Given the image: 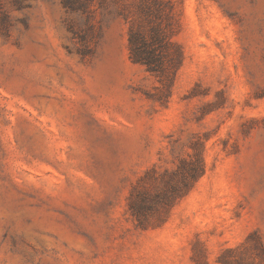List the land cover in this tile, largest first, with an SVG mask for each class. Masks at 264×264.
I'll use <instances>...</instances> for the list:
<instances>
[{"label": "rangeland", "instance_id": "rangeland-1", "mask_svg": "<svg viewBox=\"0 0 264 264\" xmlns=\"http://www.w3.org/2000/svg\"><path fill=\"white\" fill-rule=\"evenodd\" d=\"M140 2L0 0V264H264V0H172L169 96L130 57ZM200 149L138 226L133 187Z\"/></svg>", "mask_w": 264, "mask_h": 264}, {"label": "trees", "instance_id": "trees-1", "mask_svg": "<svg viewBox=\"0 0 264 264\" xmlns=\"http://www.w3.org/2000/svg\"><path fill=\"white\" fill-rule=\"evenodd\" d=\"M172 6V0H141L138 10L144 23L131 25L128 30L131 59L161 77L167 96L182 62V51L171 39L169 25L161 21L160 13ZM204 172L202 149L181 158L175 177L174 172H165L159 179H154L148 188L143 185L133 187L128 195L130 215L142 228L152 225L153 220L156 222L154 224L160 225L167 219L172 207L193 189Z\"/></svg>", "mask_w": 264, "mask_h": 264}]
</instances>
